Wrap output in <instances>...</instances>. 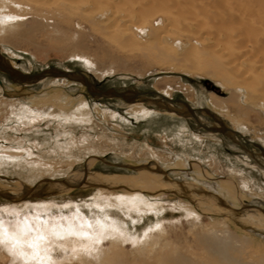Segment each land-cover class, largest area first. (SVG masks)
I'll list each match as a JSON object with an SVG mask.
<instances>
[{
  "label": "rangeland",
  "instance_id": "obj_1",
  "mask_svg": "<svg viewBox=\"0 0 264 264\" xmlns=\"http://www.w3.org/2000/svg\"><path fill=\"white\" fill-rule=\"evenodd\" d=\"M177 1L184 6L179 14L172 19L169 13L165 14L168 11L159 9L154 15V24L158 33L178 25V29L173 28L175 30L167 33L168 41L174 40L170 39L172 36L180 38L182 41L176 46L179 52L194 47L195 53L190 52L187 56L189 62L203 60L204 66L200 70L181 72L149 62L139 48L115 34L120 31L119 27H110V22L98 21L92 14L86 18L79 10L81 8L71 13L70 23L61 22L52 17L51 9L56 6L53 0L46 4V9L50 6V20L35 21L31 15L26 16L17 28L25 33L26 39L15 42L0 38V50L24 72L35 73L47 67L80 70L101 89L156 91L149 94V98L161 99L163 95L186 100L197 110L203 125H217L212 116L216 115L239 131L242 136L238 135L236 139L248 150L226 135L206 131L190 116L169 113L156 105L141 102L139 105L149 108L150 114L142 117L139 113L137 116L133 110L138 106L135 103H126L119 98L94 97L80 83L47 78L25 85L13 82L0 71V220L4 224L15 227L18 220H26L33 228L44 231L45 222L47 226H65L67 221H72L79 226L87 220L94 226L100 217L108 222L116 221L131 234H141L161 223L168 229L173 244L188 255L200 251L196 241L198 233L213 227L247 236L251 240L249 251L264 252V226L260 225L264 221V158L257 148L243 140L264 145V109L246 101L243 104L248 116L237 117L234 109L213 105L211 94L227 97L234 89L208 73L213 61L227 69L230 47L195 31L192 22L201 20L202 15L205 21L218 20L202 14L201 6L209 2L224 17L234 12L237 5L229 0L162 2L171 7ZM254 1H251L254 6L249 3L254 13L249 20L263 21L264 0ZM127 3H116L119 15ZM92 5L91 9L110 8V5ZM171 8L176 10L174 5ZM211 11L214 12V8ZM168 18L176 25L170 26ZM153 22L150 21L151 25ZM188 26L191 32L185 30ZM201 35L205 40L200 39ZM143 36V40H148ZM80 53L97 60V64L87 65L84 59L76 56ZM168 82L174 84L168 87ZM243 91L246 93L247 90ZM81 102L85 104L83 110L87 115L75 111ZM173 107L181 109L177 103H173ZM23 110L30 115L21 116ZM232 119L241 123L235 124ZM150 166L154 173H165L186 191L159 189L152 193L143 188L139 193L156 202L157 207H145L139 212L127 211L118 204L117 196L122 191H116L111 185L77 183L67 189L63 187L69 180L83 178L87 171L88 175L132 178L138 176L139 168L150 170ZM102 203L111 206L99 207ZM203 203L210 205L202 206ZM185 205L200 214L198 222H192ZM211 207L217 208L218 212L207 211ZM103 212L110 214L111 218ZM239 212L242 214L238 215ZM82 226L90 234H97L95 228ZM127 245L131 258L132 248L130 243ZM55 247L52 254L60 253L58 246ZM0 264L12 263L0 255Z\"/></svg>",
  "mask_w": 264,
  "mask_h": 264
},
{
  "label": "bare ground",
  "instance_id": "obj_2",
  "mask_svg": "<svg viewBox=\"0 0 264 264\" xmlns=\"http://www.w3.org/2000/svg\"><path fill=\"white\" fill-rule=\"evenodd\" d=\"M48 1L49 0H0V38L15 42L25 40L26 35L24 32L17 31L18 26L23 24L24 18L28 15H31L35 21L50 20V17H48L50 6H48L49 9H46ZM162 1L117 0L115 2V0H53V2H56L54 3L56 6L51 9V14L53 15L52 17L55 16L54 18L59 19L61 22L70 23L72 20L70 17L72 16L71 13L74 9L81 8L79 10H82L85 13L84 15H86V18L92 14V16L95 19H98V21L110 22V27L111 25L119 27L120 31L115 34L120 38H123V40L125 39V42L132 44L133 47L139 48L145 59L149 62L152 61L166 67L167 69L181 72L187 70H200L204 66V62H201L203 60L200 62H189V57L187 56L188 54L190 55V52L193 54L195 53L194 47L189 46L183 52H179L176 46L182 40L172 36L170 39L174 40L171 41V43L168 41L167 33L170 32V30L178 29V25L174 26L176 25L175 21H171L169 18H175V14H179V11L181 10L180 8H183L184 6L177 1L175 4H171V7L174 5L176 8V10H172L171 7L167 6V4L165 5ZM182 1L186 3L185 0ZM229 1L237 6H235L236 8L234 12H231V14H228L225 17L223 14L222 16L220 15L216 6H213L212 2H209L210 4L208 3V5L204 4L201 6L202 14H204L205 17H217L220 21H214L215 19L212 21H205L202 20V18L204 19L202 15L201 20L192 22L196 28L195 31L203 33L205 36L209 35L216 41H222L230 47V58L228 61L230 65L227 66V69L222 68L216 61H213L212 69L207 71L208 73H212L221 78L227 85L232 86L234 89H232L227 97H220L216 94H211L210 99L215 107L221 109H234L236 116L239 115L237 117H243L245 115L248 116V112H246V108L243 104L246 101L247 103L251 102L264 109V20H249L254 14L251 9V6H254V0ZM251 1H253V3H251ZM126 2H128V6L124 9L122 14L119 15V12L115 9V7H117L116 3L126 4ZM187 3L190 4V2ZM249 3L250 5H253L250 6ZM91 4H93L92 6H101V4L110 5V8L101 7V9L99 7H94V9L92 7L93 9H91ZM213 8L214 12L211 11ZM159 9L164 10V12L168 11L165 12V14L167 15L169 13L168 19L171 21L170 26H174L173 28L175 29L168 28L163 33H158V28L155 26V20H153V18ZM81 13L82 12H80V14ZM197 15H200V13H197ZM256 15H258V13ZM150 21H154L152 25ZM97 25L98 24H96L95 27ZM185 30L191 32V27L188 26ZM113 31L115 30L113 29ZM143 35L147 36L148 40H143ZM202 35L200 36V39L205 40V36ZM76 56L84 59L89 66H94L95 63L97 64V60H92L90 56L84 53L77 54ZM173 84V82L167 83L168 87H171ZM243 90H247L246 93H244ZM168 92L169 91H167V93ZM141 102L142 101L140 100L132 102L135 103L134 105H138L133 107V110L136 112L137 116H139L138 114L140 113V116L147 117V115L150 114V109L139 105ZM177 104L181 108L180 110L178 109L179 111H183L187 115L189 114L184 110L182 105L179 103ZM84 107L85 104L81 102V104L76 107L75 111L80 115H87V111L83 110ZM162 109H165L169 113H176L174 111H169L166 108ZM24 110L21 113V116L30 115ZM232 120L235 124L239 125L241 123L237 119ZM235 137L237 136L235 135ZM145 169L146 167L139 168L138 176L132 178H109L99 174L88 175L87 171L83 178L77 177L69 180L63 187L64 189H67L77 183H83L84 185H89V183L111 185L116 191H122L120 192L121 195L117 196L118 204L124 206L127 211L133 209L139 212L142 208L155 207L157 204L156 202L150 201L145 195L139 193V191H143V188L149 189L152 193L159 189L175 190V192L186 191L184 186L177 184L166 177L165 173H154L152 170L154 168L151 166L149 167L150 170ZM99 192L102 193L100 190ZM199 204L201 203L199 202ZM188 205H185V208L188 211V214L192 217V222H198L201 219L200 214ZM203 205L210 204L203 203L202 206ZM225 205L227 204L225 203ZM98 206L107 208L110 207L111 204L102 203ZM207 211L217 213L218 209L211 207L208 208ZM103 214L106 217L111 218L110 214L105 212H103ZM241 217L245 218V216L242 215ZM262 220H264V218ZM110 221L108 222L98 217L96 223L94 222V226H92L91 222H88L87 220L81 222L82 225L85 224L95 228V230H97L96 235L90 234V231L83 229L84 226L80 224L79 227L78 224L76 226L72 221H67V224L64 226L65 228L71 225L74 231L87 233L91 239L67 233L60 237L51 238L52 253L55 252V246H58L59 250H61L60 253L52 254L54 264H264V252L258 253L253 252L252 250L249 251L251 240L247 236L238 235L236 232H229L227 230L221 231L213 227L208 228L207 230L205 229V231L198 233L196 240L201 252L199 250L193 251L191 255H188L180 252L179 248L173 244L168 229L161 223H157L156 225L147 228L141 234H131L129 231L121 228L116 221ZM28 223L30 224V221ZM4 225L9 229L13 228L6 224ZM260 225L264 226V221ZM127 243H130L132 248L130 251V254L132 255L131 258L128 257ZM0 255L5 256V258L7 257L12 264H24L21 256L12 251L8 245H0ZM191 256H194V258Z\"/></svg>",
  "mask_w": 264,
  "mask_h": 264
},
{
  "label": "water",
  "instance_id": "obj_3",
  "mask_svg": "<svg viewBox=\"0 0 264 264\" xmlns=\"http://www.w3.org/2000/svg\"><path fill=\"white\" fill-rule=\"evenodd\" d=\"M0 70L7 74L9 78L19 84H35L47 78H59V79H66L72 82L80 83L81 85L85 86L87 92L94 97L97 98H120L128 103H132L136 100H140L142 102H146L152 105H156L159 108H166L169 111L176 112L179 116L183 117H192L195 121L206 131L212 133H220L226 135L232 141L240 145L243 149L248 150L238 139H236L238 135L242 136L241 133L229 125H227L222 119L217 117L216 115H212L214 119L218 122L217 125H203L196 113V109L188 103L186 100L183 99H172L166 96L161 95V99H151L149 98V94L157 93L156 91H137L132 89H116V88H107L101 89L99 88V84H95L90 76L80 70H73V69H65L60 67H47L45 69L40 70L39 72L29 73L24 72L12 64V61L0 50ZM173 103H179L184 107V110L187 111L189 114H185L183 111H179L178 109L173 107ZM170 106V107H169ZM243 140L253 145L260 151L261 156L264 158V145L259 142L251 141L248 139L243 138ZM241 214L240 212L238 215Z\"/></svg>",
  "mask_w": 264,
  "mask_h": 264
},
{
  "label": "snow or ice",
  "instance_id": "obj_4",
  "mask_svg": "<svg viewBox=\"0 0 264 264\" xmlns=\"http://www.w3.org/2000/svg\"><path fill=\"white\" fill-rule=\"evenodd\" d=\"M45 224V231H41L38 227L33 228L26 220H18L15 227L9 229L0 220V245H8L21 256L24 264H54L51 238L67 233L91 239L87 233L74 231L71 225L65 228L59 224Z\"/></svg>",
  "mask_w": 264,
  "mask_h": 264
}]
</instances>
